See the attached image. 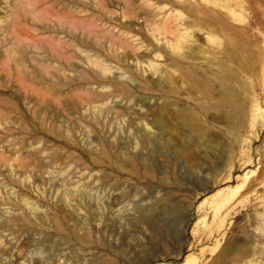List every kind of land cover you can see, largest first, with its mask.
Wrapping results in <instances>:
<instances>
[{
    "label": "rangeland",
    "instance_id": "1",
    "mask_svg": "<svg viewBox=\"0 0 264 264\" xmlns=\"http://www.w3.org/2000/svg\"><path fill=\"white\" fill-rule=\"evenodd\" d=\"M131 1L0 0V264H264V68L241 77L254 120L240 125L238 142L177 91L141 87L127 74L108 81L122 70L97 76L90 58L108 53L111 32L128 30L123 9L171 6ZM211 1L201 5L224 13L236 4L264 63V0ZM95 22L100 32L87 35ZM115 86L120 115L109 100L86 99ZM184 105L229 156L179 157L175 147L193 144L172 143L157 125L144 140L143 121ZM223 162L216 179L212 165Z\"/></svg>",
    "mask_w": 264,
    "mask_h": 264
},
{
    "label": "bare ground",
    "instance_id": "2",
    "mask_svg": "<svg viewBox=\"0 0 264 264\" xmlns=\"http://www.w3.org/2000/svg\"><path fill=\"white\" fill-rule=\"evenodd\" d=\"M166 1L171 3V8L163 2H153L152 5L141 2L142 9H123L125 21H121L122 27L128 30L111 32L104 38L108 53L97 52L90 58L93 65L100 68L96 70L97 76L104 77L110 69L122 70L119 76L115 75L108 81L120 83L127 74L132 80L138 79L141 87L146 83L177 91L194 102V107L205 120L212 121L217 127L226 126L229 137L238 142L240 125L246 122L251 125L254 120L251 91L242 84L241 77L254 76L264 68V63L257 60L250 45L256 37L253 39L248 25H238L236 4L227 6L223 13L220 9L203 7L202 0ZM175 5L189 9L173 7ZM100 25L99 22L92 23L85 32L89 36H97ZM104 58H111L119 65L127 62L128 67L106 65ZM261 75L264 78L263 71ZM95 81L98 82L97 79ZM121 92L117 86L107 87L103 91L89 92L86 99L93 104H108L109 100L114 112L120 115L126 105L113 97ZM135 110L143 112L145 109L137 104ZM172 113L156 121L150 118L143 121L147 128L144 140L153 139L152 131L157 125L160 131L156 129V132L172 143L176 138H184L185 142L193 144L192 147H175L174 152L179 157L184 158L190 153L205 157L211 154L229 156L230 150L220 144L217 131H210L211 128L194 108L184 105ZM133 114L136 116V111ZM136 117L144 118L142 113ZM168 119H172L171 123ZM212 166L218 179L225 169V162ZM225 196L229 200L230 197ZM224 247L222 249L226 250L227 245ZM247 252L252 253V250L247 248Z\"/></svg>",
    "mask_w": 264,
    "mask_h": 264
}]
</instances>
